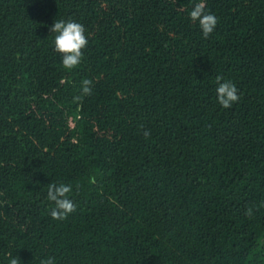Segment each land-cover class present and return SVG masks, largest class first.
Returning <instances> with one entry per match:
<instances>
[{
    "label": "trees",
    "instance_id": "16d2710c",
    "mask_svg": "<svg viewBox=\"0 0 264 264\" xmlns=\"http://www.w3.org/2000/svg\"><path fill=\"white\" fill-rule=\"evenodd\" d=\"M198 2L0 0V264H264V0H204L207 38ZM61 19L89 41L73 69Z\"/></svg>",
    "mask_w": 264,
    "mask_h": 264
},
{
    "label": "clouds",
    "instance_id": "9594fccd",
    "mask_svg": "<svg viewBox=\"0 0 264 264\" xmlns=\"http://www.w3.org/2000/svg\"><path fill=\"white\" fill-rule=\"evenodd\" d=\"M204 0H199L190 11L192 21H198L202 30V34L207 38L215 29L218 19L214 13L205 10ZM50 32L56 33L54 38L55 51L62 56V65L65 69H73L77 67L83 57V49L89 43L85 35V27L74 20H54L50 26ZM217 88L216 94L218 103L223 108H231L232 105L240 100L238 88L230 80L224 79L222 76L216 77ZM93 81L84 79L81 82L82 96L91 95ZM144 136L150 135V130H144ZM92 183H95V178H92ZM73 191L71 185L65 183H49L47 187V200L54 203V207L50 210V215L54 220H65L68 215L75 212L77 205L69 198V194ZM246 216H253V208L248 207L245 210ZM9 264H20L19 259L12 257ZM40 264H55L54 257H47L40 261Z\"/></svg>",
    "mask_w": 264,
    "mask_h": 264
}]
</instances>
